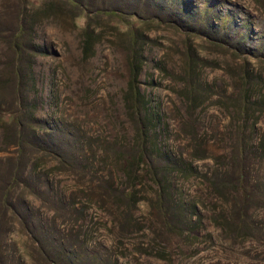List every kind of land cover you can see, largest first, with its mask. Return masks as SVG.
<instances>
[{
    "label": "rangeland",
    "instance_id": "obj_1",
    "mask_svg": "<svg viewBox=\"0 0 264 264\" xmlns=\"http://www.w3.org/2000/svg\"><path fill=\"white\" fill-rule=\"evenodd\" d=\"M262 35L264 0H0L8 264H264Z\"/></svg>",
    "mask_w": 264,
    "mask_h": 264
},
{
    "label": "trees",
    "instance_id": "obj_2",
    "mask_svg": "<svg viewBox=\"0 0 264 264\" xmlns=\"http://www.w3.org/2000/svg\"><path fill=\"white\" fill-rule=\"evenodd\" d=\"M71 3L73 4V5H77L74 1H71ZM116 13V11L115 12H112V14H115ZM109 15H111L110 13H108ZM80 14H78L77 16H79ZM24 25L23 24H21L20 25V31L18 32V33H16L15 35H14V38H13V40H12V46H13V50H14V53H16V54H23L24 53V51L27 49V48H29V47H27V44H26V42H24V40H23V37H22V34L24 33ZM131 30H133V29H131ZM95 31V30H94ZM86 32V31H85ZM130 32V31H129ZM87 34H90V33H88V32H86ZM262 36H264V35H262ZM11 123L12 124H14L15 126L16 125H21L20 123H19V121H18V118H17V116H13L12 118H11ZM241 178H243L244 177V174H240L239 175ZM14 180L15 179H12V180H9V182H7L6 184H5V186H4V189H3V196H4V198H6V195H7V192L10 190V189H12V186H13V184L15 183L14 182ZM250 193H251V191H247L246 193H244L243 195L244 196H246V198H250ZM233 199H234V197H232ZM5 200H3V203L5 204V202H4ZM7 205V204H6ZM12 213L11 214V216H15V214L17 213V215H18V212H17V209H15L14 207L13 208H11V206H7V207H4V215H6L7 213ZM20 214H21V212H19ZM23 229H25V231H27V227L26 226H24L23 227ZM28 233H29V237L30 236H32V232H30L29 230H28ZM18 236H17V238H10V243L12 244V246H14L16 249H17V252H19L20 254L18 255V260L19 261H22V252L26 249V250H28L29 249V247H28V242L25 240V242H22L21 243V241L20 240H18V239H23V233L22 232H18V234H17ZM19 237V238H18ZM14 248V249H15ZM23 248V249H22ZM2 250H1V247H0V264H8V260H9V258L7 257V256H5L2 252H1ZM41 254H46V256H45V260L47 261V263L48 264H66L65 262H63V260L61 259V257H57V256H55L56 254H54V248H53V246H52V244L51 245H47V246H45L44 245V247L43 248H41ZM28 252V251H27ZM29 253H30V255H33L32 253H31V251H29ZM33 259H35V257L33 258Z\"/></svg>",
    "mask_w": 264,
    "mask_h": 264
}]
</instances>
